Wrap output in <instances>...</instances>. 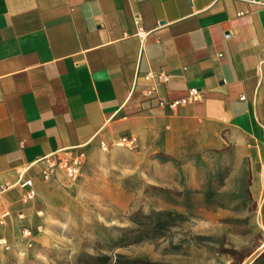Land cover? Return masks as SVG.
I'll return each instance as SVG.
<instances>
[{
  "label": "crops",
  "instance_id": "obj_1",
  "mask_svg": "<svg viewBox=\"0 0 264 264\" xmlns=\"http://www.w3.org/2000/svg\"><path fill=\"white\" fill-rule=\"evenodd\" d=\"M124 135L264 162V0H0V238L60 207L41 158Z\"/></svg>",
  "mask_w": 264,
  "mask_h": 264
},
{
  "label": "rangeland",
  "instance_id": "obj_2",
  "mask_svg": "<svg viewBox=\"0 0 264 264\" xmlns=\"http://www.w3.org/2000/svg\"><path fill=\"white\" fill-rule=\"evenodd\" d=\"M134 137L95 143L76 180L57 177L60 207L0 242V264H264V162L232 142Z\"/></svg>",
  "mask_w": 264,
  "mask_h": 264
},
{
  "label": "built area",
  "instance_id": "obj_3",
  "mask_svg": "<svg viewBox=\"0 0 264 264\" xmlns=\"http://www.w3.org/2000/svg\"><path fill=\"white\" fill-rule=\"evenodd\" d=\"M154 75H156L159 80H166L168 78V74H166L165 72H158L156 74L150 72L149 74H147V77H153ZM202 95L203 94L201 88L192 87L189 89L187 95L174 99L168 104H170L172 107L179 104H186L192 101L200 100L202 98ZM134 140L135 137L132 135H124L120 138V142L122 143L126 141L133 142ZM86 158L87 149L84 147L64 148L58 152L41 158V160L43 161L41 167V176L42 178L48 180L57 178L60 175H65L69 179L76 180L81 175ZM26 185L32 186L33 180L30 178L27 179L23 183V186ZM35 194V189L33 187H30V189H28L26 192L25 200L34 198ZM8 214V211H5L3 213V215ZM23 234L27 239L31 240L33 237V230L26 227L24 228ZM3 240V238H0V242H2Z\"/></svg>",
  "mask_w": 264,
  "mask_h": 264
},
{
  "label": "trees",
  "instance_id": "obj_4",
  "mask_svg": "<svg viewBox=\"0 0 264 264\" xmlns=\"http://www.w3.org/2000/svg\"><path fill=\"white\" fill-rule=\"evenodd\" d=\"M123 256V254H119V257ZM92 259H95L96 261H98L99 264H106L109 260V256L106 254L103 255H98V256H92ZM136 262V264H163L162 262L159 261H154V260H150L147 257H136L134 259H132ZM114 264H121V262L114 263Z\"/></svg>",
  "mask_w": 264,
  "mask_h": 264
}]
</instances>
